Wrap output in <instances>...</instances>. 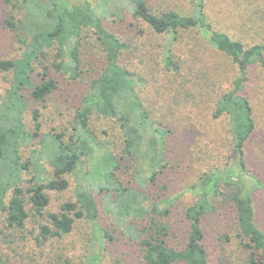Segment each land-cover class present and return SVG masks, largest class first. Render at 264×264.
Wrapping results in <instances>:
<instances>
[{"label": "trees", "instance_id": "16d2710c", "mask_svg": "<svg viewBox=\"0 0 264 264\" xmlns=\"http://www.w3.org/2000/svg\"><path fill=\"white\" fill-rule=\"evenodd\" d=\"M22 2L29 39L21 60L0 58V72L20 66L6 94L1 96L0 166L7 160L10 164L19 162L21 170H30L32 176L29 185H23L21 176L7 177L9 171L0 167V217L4 228L20 232L26 243L43 246L67 240L79 222L87 219L98 227L100 239L98 250L85 255L82 264H118L122 259L126 264H210L206 233L212 229L224 249L243 248L250 254L249 264H264V230L256 219L252 197L264 182L251 174L247 166L246 144L256 128V118L245 92L251 69L259 66L264 73V40L249 46L217 29L214 20L215 14L224 17L223 12L229 7H234L230 12L242 19L245 3L247 15H264V0ZM257 6L260 8L255 9ZM100 8L115 21L128 22L129 16L144 23L158 40V47L153 45L160 55L159 64L171 75V81L160 82L156 76L152 81L153 103L159 112L153 110L147 99L139 98L136 90L149 88V76L157 64L148 53L150 45L138 43L128 59L124 51L131 46L108 29L98 13ZM130 24L140 38L147 35L142 25ZM91 28L104 48L102 65L84 55V32ZM209 52L221 55L227 66L235 69L230 83L224 81L227 77L215 75L228 88L216 100L214 110L215 118L228 117L235 155L225 167L210 166L200 174L198 183L188 187L196 194V200L181 212L182 197H163L165 192L159 195L150 185L158 184L161 175L176 171L191 159L173 140L178 119L192 111L191 93L186 90L178 97L181 91L173 81L183 74L185 82L180 86L196 87V82L204 78L202 67ZM36 72L41 74L38 83L34 79ZM60 76H69L71 80ZM69 91L75 92L74 97H81L72 119H66L65 113V96ZM30 102L36 105L30 107ZM93 115L116 120L122 133L115 148L104 140L111 160L106 166V181L116 182L108 183L104 191L112 193L104 200L107 198L113 204L120 224L108 216L107 224L101 221L106 218L87 186L80 189L78 201L69 199L56 211L51 210L55 200L50 194L69 188L68 176L83 171L84 158L90 154L92 140L96 138L91 128ZM44 134H49L51 141L46 142ZM28 143L31 157L23 158L21 147ZM45 145L50 153L44 158L52 172L46 181L33 170L34 158L41 157L38 155ZM209 148H215L213 141H209ZM248 182L249 188H255L245 191ZM233 186V195L238 197H220ZM106 206L109 210V203ZM222 220L225 225L217 229ZM65 262L71 264L68 259ZM0 264H8L2 253Z\"/></svg>", "mask_w": 264, "mask_h": 264}, {"label": "rangeland", "instance_id": "374dc122", "mask_svg": "<svg viewBox=\"0 0 264 264\" xmlns=\"http://www.w3.org/2000/svg\"><path fill=\"white\" fill-rule=\"evenodd\" d=\"M245 6L246 3L242 7L241 12L244 16L242 19L237 18V16L233 15V12H230L234 7H229L227 11L223 12L225 15L224 17L215 14L214 20L217 29L228 32L232 37L243 40L250 46L255 42L264 40V15L261 12L255 13L254 16L247 15V12L245 13ZM248 8L249 12H251L252 9H250L249 6ZM258 8H260V6H257L255 9ZM97 10L99 15L103 17L104 24L108 29L110 28L121 37V39L126 41L128 46H131L128 50L124 51V56L128 55V59L131 57L129 55L133 54V47L138 43L150 45V51L148 53L156 60L157 64L153 73L151 70L149 88L146 90V88L141 87L136 90L139 98H142L144 101L147 99L151 102L148 104L154 107L153 110L156 113L159 112L153 103L152 90L154 85L152 81L155 80V76L160 82L171 81V75H168L166 68L161 67L159 64L160 55L159 52H156L154 49V45L158 47V40L155 41L154 35H152L149 27L144 23L136 20L134 21L130 19L129 16L128 22H118L115 21L111 15L104 13L102 8ZM248 19H250L249 24H246ZM25 22L26 9L22 0H0V58H9L16 61L21 60V56L29 39L24 27ZM130 23L142 25L147 31V35L142 38L137 36L134 26L132 28ZM195 41H197V39ZM83 43L86 59L91 61L96 60L99 65H102L105 59L104 48L98 40L97 34L93 28L85 30ZM204 61L206 63L204 68L208 67L210 64L213 66L206 68V70H209L208 77H206L207 71L202 67V71L205 75L203 76L204 78L199 79V82H196V87L193 88L190 84L185 85V87L180 86V83L185 82L183 74H178L173 81L181 91L178 97L182 96V93L186 92V90H190L191 93L192 100L190 101L192 111L186 114L183 113L182 117L178 119L173 138V140L179 142L175 146L189 154L191 159L190 161L182 163L176 171H168L167 174L161 175L157 182L158 184L152 185L151 183L150 185L157 194L163 195V192H165L169 195L163 197H182L181 212L183 208L188 207L196 200V194L190 192L188 187L193 183H198L200 174L210 166L225 167L233 162L235 155L233 154L231 137L229 134L228 117L225 115L218 116L217 118L214 117L215 105L217 104L216 100L228 88V84L224 82L220 83L216 76L227 77L224 81L227 80L228 83H230L231 77L235 74V69L229 68L221 55H214L212 52H209ZM19 67L18 65L11 71L0 72V101L11 86L15 75L19 73ZM40 77L41 74L36 72L34 78L36 83L39 82ZM60 77L71 80L69 76ZM214 81H217L216 86L213 84ZM126 87L127 86L123 89ZM245 92L251 100L256 118V128L246 144L247 166L251 174H254L264 182V73L259 66H254L251 69V78L246 85ZM74 94V91H69L65 96L67 101L65 105V113L67 114L66 119L73 118L81 102V97H74ZM168 97L170 101L174 96L172 94L171 97ZM35 105L36 104L33 102H30V107ZM91 123V128L96 138L92 140L90 154L88 157L84 158L85 162L81 169L83 171L78 170L68 176L70 181L69 188L62 191H53L50 194L55 200L51 205V210L56 211L61 203L66 200L74 199L78 201L79 195L81 194L80 189L87 186L93 197H96L97 202L100 203L104 214L103 217L106 218L101 219V221H105L107 224L108 216L112 222L117 224L119 223L116 218L118 215L112 208L113 204L109 202L107 198L104 200V197H111L109 195L112 193L111 191V193L108 192L106 194L104 191L106 186H109L110 182L116 184L114 179L112 181L111 179L110 181L107 179L106 181V177L108 176L107 169L109 168L106 166L111 160L107 155V148L104 144V140L109 141L111 146L115 148L122 140V133L118 122L114 119L93 115ZM44 135L46 142L51 141V136L49 134ZM209 141L214 142L215 148H209ZM29 143L21 147V155H23V158L31 157V145ZM42 153L38 155L41 156L40 158L37 156L34 158L33 170L34 173L37 172V174L46 181L52 176L50 167L46 164L44 158L50 153L47 145L43 146ZM1 166L2 170L6 169L9 171L7 177L11 176L15 179L21 176L23 180L22 184L29 185V179L32 173L30 170L22 171L19 162L10 164V161L7 160ZM132 171L131 168L129 172L131 173ZM133 177L134 181L138 179V175ZM169 177L170 181H168ZM164 185H167V187L162 189ZM250 185L251 182L245 185V191ZM254 188L251 187L249 189ZM138 189L141 188L139 187ZM234 190V186L229 187L225 190L224 196L220 197H233ZM234 197L238 196L236 195ZM252 197H254L253 205L256 219L260 227L264 230V185L256 189ZM106 203H109V210H107ZM235 219L237 221L236 214ZM3 222V218L0 217V230H3L0 233V253L7 259L8 264H67V262H65L66 259H68L71 264H82L85 255L87 256L98 250L100 239V236L96 233L98 227L90 221L89 223L87 219H83L79 222L75 233H73L70 238L68 237L67 240H58L43 246L36 243H26V239L21 236L20 232H12V230L5 229ZM207 222L208 221H205V224ZM223 222L224 220H222L220 226H216V228L221 229L222 225H225ZM207 226L209 227V225ZM233 226L235 231L234 221ZM214 236L215 234L212 232V229H209L208 233H206V245L210 253V264H249L247 258L250 254L246 250L243 248L236 250L237 246L224 249L223 245L219 243ZM184 240L185 239H181V242ZM60 257L63 258L60 259ZM114 260L115 263H118L116 258ZM118 264H126V260L122 259Z\"/></svg>", "mask_w": 264, "mask_h": 264}]
</instances>
